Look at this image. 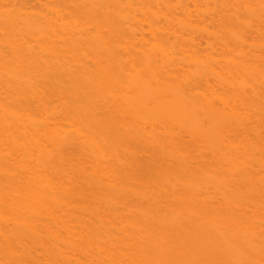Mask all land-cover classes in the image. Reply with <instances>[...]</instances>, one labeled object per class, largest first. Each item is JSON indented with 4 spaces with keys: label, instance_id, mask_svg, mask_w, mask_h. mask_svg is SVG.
I'll return each mask as SVG.
<instances>
[{
    "label": "bare ground",
    "instance_id": "1",
    "mask_svg": "<svg viewBox=\"0 0 264 264\" xmlns=\"http://www.w3.org/2000/svg\"><path fill=\"white\" fill-rule=\"evenodd\" d=\"M0 264H264V0H0Z\"/></svg>",
    "mask_w": 264,
    "mask_h": 264
}]
</instances>
